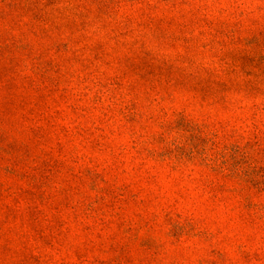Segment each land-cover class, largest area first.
Returning <instances> with one entry per match:
<instances>
[{
	"label": "rangeland",
	"instance_id": "obj_1",
	"mask_svg": "<svg viewBox=\"0 0 264 264\" xmlns=\"http://www.w3.org/2000/svg\"><path fill=\"white\" fill-rule=\"evenodd\" d=\"M0 264H264V0H0Z\"/></svg>",
	"mask_w": 264,
	"mask_h": 264
}]
</instances>
